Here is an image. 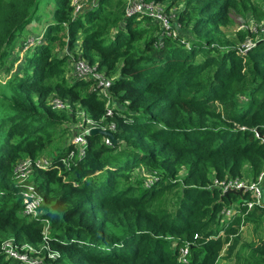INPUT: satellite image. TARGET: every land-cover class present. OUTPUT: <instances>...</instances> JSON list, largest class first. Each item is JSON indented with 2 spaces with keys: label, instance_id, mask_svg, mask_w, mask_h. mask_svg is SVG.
Masks as SVG:
<instances>
[{
  "label": "trees",
  "instance_id": "trees-1",
  "mask_svg": "<svg viewBox=\"0 0 264 264\" xmlns=\"http://www.w3.org/2000/svg\"><path fill=\"white\" fill-rule=\"evenodd\" d=\"M40 1L0 0V20L13 25L0 51V72L7 75L8 50ZM72 1L53 0L54 22L44 42L28 49L22 73L6 81L8 97L1 96L0 264L12 261L2 250L7 240L39 249L41 220L48 221L50 249L59 254L54 264H218L231 258L264 264L263 239L238 250L242 228L264 224V210L245 215L241 208L221 225L222 209L240 199L221 198L212 185L214 178L253 179L264 165V38L239 30L224 42L219 30L231 23L228 9L263 20L264 0H184L187 11L178 12L176 22L188 40L162 34L146 16L125 17V0H87L76 17ZM247 41L251 46L240 48ZM57 43L114 78L109 91L119 103L109 119L118 144L88 136L84 157L68 168L62 159L71 149L75 115L53 111L49 97L78 104L95 120L104 115L105 100L91 81L68 77L67 56L53 52ZM41 156L52 163L32 176L43 199L34 220L22 214L13 170L20 160ZM137 164L155 177L151 187L130 172Z\"/></svg>",
  "mask_w": 264,
  "mask_h": 264
},
{
  "label": "built area",
  "instance_id": "built-area-1",
  "mask_svg": "<svg viewBox=\"0 0 264 264\" xmlns=\"http://www.w3.org/2000/svg\"><path fill=\"white\" fill-rule=\"evenodd\" d=\"M95 1H90L93 4ZM126 5L124 9L125 17H131L133 15L146 16L151 19L152 22L158 24L163 30L162 34L165 35H177L178 25H173V20L170 21V16H166L162 10V5L160 3L145 2L144 0H125ZM87 5V0H73L72 6L74 8L73 16L79 15L84 7ZM172 26L174 27L171 30ZM40 41L37 40V43ZM66 43L67 40L65 41ZM33 45V44H32ZM78 46V45H77ZM251 46L247 42L242 49H248ZM67 49V44L65 46ZM64 56H67L68 67L70 68L69 76H72L76 80L91 81L93 87L97 91V96L105 100V113L99 119L95 120L91 118L87 112H85L80 105L76 104L74 108L66 101L58 98L55 95H51L47 101V105L56 112L66 111L73 113L74 119L69 124L70 128V138L68 144L71 145V149L65 157L62 159V163L65 167L72 165L75 160H80L84 157L87 148V137L89 131L92 129H100L103 131H109L113 135L116 131V125L114 122L109 121L115 116L114 100L111 92L109 91L114 78H108L103 73L97 70L96 65H90L86 60L81 57V53L75 50V53L66 50ZM257 138V134H255ZM103 143L107 146H111L112 142L107 137H102ZM261 139V138H260ZM264 143V140H261ZM52 163L51 158L46 156H41L35 160L25 158L17 162L13 170V178L17 188H19L21 194V204H22V214L28 216L34 220H39L40 211L43 204V199L36 189L34 182L32 181V176L35 169L47 170L50 168ZM156 181L154 176H147L144 179V187L149 188ZM212 185L221 190L222 195L226 191H241L239 196V201L236 203H230L228 207H224L221 211L220 224L225 225L232 217L240 214V209H245V215L252 210H264V165L261 172L253 179L249 177L225 179L219 181L217 179L212 180ZM231 194V193H230ZM229 195V194H228ZM237 195V194H235ZM238 196V195H237ZM43 224V240L47 243V237L50 231V226L47 220H41ZM222 235V233H220ZM214 238V237H212ZM194 240L198 239V235H194ZM45 247V246H44ZM190 244L186 243L180 250L179 261L186 263V258L188 255ZM22 253L27 250H35L31 248H17L12 242V240H7L2 244V250L6 254L8 259L12 261L9 264H24L27 262V257L22 256L18 250ZM37 252H45L46 258H41L40 261H29V264H54V261L59 257L57 252L52 251L49 248L35 250ZM49 252L50 254L48 255ZM47 260V261H46Z\"/></svg>",
  "mask_w": 264,
  "mask_h": 264
},
{
  "label": "rangeland",
  "instance_id": "rangeland-1",
  "mask_svg": "<svg viewBox=\"0 0 264 264\" xmlns=\"http://www.w3.org/2000/svg\"><path fill=\"white\" fill-rule=\"evenodd\" d=\"M83 1H86V0H83ZM94 1L95 3L97 2V0H94ZM52 2L53 0H41L40 1L36 12L32 16L31 22H29L28 26L20 34L17 35V38L13 46L11 47V49L8 50L9 57L5 60V66H6L5 68L7 70V75L4 74L2 71L0 72V100H1L2 95L8 97L7 86L5 85L6 81L12 75L22 73V69H23L22 63L25 57V53L28 51V49L33 48V46L36 45L34 43L37 42V40H39L40 43L44 42L43 34L47 26L54 22V17H53L54 8H53ZM161 5H162V10L164 14L168 17L170 16V21L173 20V17H174V20L172 23L173 25L177 24L176 16L178 12L182 10H184L185 12L187 11L184 0H167L165 4H161ZM86 6L87 8L89 7L88 5ZM261 6L262 5H260V7ZM169 7L171 9H168ZM227 15L231 21L230 25L227 28L223 29L222 31H221V28L219 29L220 36L223 38L224 42L233 38L234 33L239 30H249L251 32H254L256 34L257 40H262L264 38V19L259 22H256V20L253 19L249 13L245 15H240L231 9L227 10ZM177 25H178L177 27L178 29L177 31H174V32H177V34H180L183 38L188 40L187 38H189V32L187 33L183 25H180V24H177ZM12 29H13L12 24H10L9 22H5V19L0 20V51H2L5 48L4 45H5V39L7 37V32ZM59 36L62 37V34H60ZM193 40L194 39H191V41ZM32 44L34 45L32 46ZM245 44L244 43L241 44L240 48H243ZM65 49H66L65 46H63L60 43H57L55 49H53V52L54 54L58 56H64ZM66 50H69V48L67 47ZM201 60H202L201 57H198L196 59L197 62ZM114 106L119 107V103L117 101H114ZM61 142H62L61 139H58L55 142V144H60ZM132 166L133 165L129 167L132 169L130 172H132V174H134L135 176L142 177L143 179H146V177L149 176L146 169L143 168L140 164H137L133 168ZM105 174L106 176L108 175L107 172H105ZM98 176L100 178L99 180H102L104 175L102 176L98 175ZM252 177L253 176L250 174L249 178L252 179ZM172 192L174 193L175 189H173ZM173 193H171V195L169 193L166 194L165 200L168 203L170 202V197H172ZM241 232L242 233H241L240 244H238V250L242 246L247 245L248 242H251V240L252 241L258 240L259 242L262 239L264 240V224H259L258 226L252 223L248 224V226L242 228ZM45 236L47 237V243H45V241L43 240V243L39 247V249L43 250L45 248H48V242L51 240L50 231H48V234H45ZM49 248H50V244H49ZM17 250L22 256L27 257V262L24 264H29V261L38 262L42 260L41 258H44V257L46 258L45 252L43 251L37 252L35 250H27L26 252L22 253L21 250L19 249ZM47 253L48 255L50 254L49 252ZM218 264H234V259L231 258L229 260H220Z\"/></svg>",
  "mask_w": 264,
  "mask_h": 264
},
{
  "label": "water",
  "instance_id": "water-1",
  "mask_svg": "<svg viewBox=\"0 0 264 264\" xmlns=\"http://www.w3.org/2000/svg\"><path fill=\"white\" fill-rule=\"evenodd\" d=\"M89 135L90 136H93V135H99L101 137H107L113 145H117L118 144V140L115 138V136L109 132V131H103V130H100V129H92L89 131ZM258 137H260L259 134H257ZM237 194L238 196L241 195V191H238V192H234V191H226L222 196L224 197H227L228 194Z\"/></svg>",
  "mask_w": 264,
  "mask_h": 264
}]
</instances>
